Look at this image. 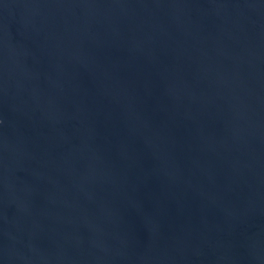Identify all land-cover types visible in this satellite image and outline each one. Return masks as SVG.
I'll return each instance as SVG.
<instances>
[{
  "label": "water",
  "instance_id": "obj_1",
  "mask_svg": "<svg viewBox=\"0 0 264 264\" xmlns=\"http://www.w3.org/2000/svg\"><path fill=\"white\" fill-rule=\"evenodd\" d=\"M0 264H264V0H0Z\"/></svg>",
  "mask_w": 264,
  "mask_h": 264
}]
</instances>
